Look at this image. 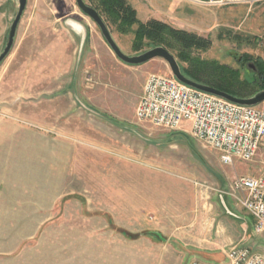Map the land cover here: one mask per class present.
I'll return each instance as SVG.
<instances>
[{"label":"rangeland","instance_id":"1","mask_svg":"<svg viewBox=\"0 0 264 264\" xmlns=\"http://www.w3.org/2000/svg\"><path fill=\"white\" fill-rule=\"evenodd\" d=\"M127 1L142 22L209 39L192 56L240 79L253 76L240 56L264 59V2ZM17 5L0 0V53ZM21 17L0 63V264H226L230 246H207L244 223L243 246L264 251V232L230 196L222 202L235 176L264 174V151L227 166L187 132L137 122L139 84L171 75L167 64L119 61L75 0H27ZM108 29L126 55L149 50L135 53L131 33Z\"/></svg>","mask_w":264,"mask_h":264},{"label":"built area","instance_id":"2","mask_svg":"<svg viewBox=\"0 0 264 264\" xmlns=\"http://www.w3.org/2000/svg\"><path fill=\"white\" fill-rule=\"evenodd\" d=\"M193 5L224 7L256 5L264 0H182ZM264 48V41L261 43ZM134 116L137 122L187 132L218 153L223 165L251 162L264 151V109L243 106L194 89L172 74H149ZM228 196L253 220L254 231L264 232V174L235 176ZM226 264H264V251L232 246ZM191 264H207L193 261Z\"/></svg>","mask_w":264,"mask_h":264},{"label":"trees","instance_id":"3","mask_svg":"<svg viewBox=\"0 0 264 264\" xmlns=\"http://www.w3.org/2000/svg\"><path fill=\"white\" fill-rule=\"evenodd\" d=\"M88 2L97 10L108 27L112 26L120 34L133 35L132 49L135 53L162 46L176 58V61L186 65L180 67L184 76L231 96L247 98L259 90H264V59H253L247 54L240 56L237 61L242 67L250 61L257 69L251 81L240 79V73L235 69L221 65L215 60L192 56L194 52L208 50L211 46L209 39L174 28L156 19L142 22L127 0H88ZM241 91H245V94H241Z\"/></svg>","mask_w":264,"mask_h":264},{"label":"water","instance_id":"4","mask_svg":"<svg viewBox=\"0 0 264 264\" xmlns=\"http://www.w3.org/2000/svg\"><path fill=\"white\" fill-rule=\"evenodd\" d=\"M17 2H18L17 11L8 28L9 31H7V36H6V40L4 43V47L0 53V63L7 57V55L9 54L13 46V42L16 36L17 26L19 24L20 19L22 18L21 16L25 10L27 0H17ZM75 2H76L78 9L84 15H87V17L90 18L97 25L106 44L108 45L110 50L113 52L115 57L122 63L124 64L126 63V65L135 66V65L144 64L154 59H161L167 64L171 74L178 81L182 82L183 84H186L187 86L189 85L190 87L194 89H197L199 91H202L204 93H207L213 96L223 98L227 101L233 102L238 105L256 106L261 103H264V90H259L255 92L254 94H252V96L247 97V98H239V96L238 97L231 96L230 94L225 93L224 91H221L212 86L200 84L198 82L190 80L189 78H187L186 76L182 74L180 66L178 62L176 61V59L174 58V56L167 49H164V47L162 46H156V47L150 48L149 50H146L136 55H132V56L126 55L125 53L121 51V49L115 43L114 39H112L113 37L108 29V26L105 24L103 19L100 17L97 10L93 8L92 6L86 4L84 0H75ZM68 27L74 29V27L78 28L79 25L76 23H73V25L68 24ZM85 36L86 34H85V31L83 30L81 44H83V41L85 40ZM245 68L247 70L252 71L253 73L257 72V69L253 62H247L245 64ZM148 234L154 235L156 237L159 235L157 232H149Z\"/></svg>","mask_w":264,"mask_h":264},{"label":"crops","instance_id":"5","mask_svg":"<svg viewBox=\"0 0 264 264\" xmlns=\"http://www.w3.org/2000/svg\"><path fill=\"white\" fill-rule=\"evenodd\" d=\"M143 84L144 83H140L139 84V88H138V93H139V96H140V94L142 93V88H143ZM221 196V195H220ZM226 196H228L227 194H224V198H223V200H222V202H223V204L225 205V207H227V205L229 206V204L227 203V199H226ZM226 201V202H225ZM226 203H227V205H226ZM234 205H233V207L234 206H237V205H235V203H233ZM239 208V207H238ZM250 217V216H249ZM250 219H251V221H252V225H253V220H252V218L250 217ZM240 223V226H241V221L239 222ZM242 226H243V224H242ZM240 227V229L243 231V232H241L240 233V231L239 230H237V233L236 234H234L233 236H230L229 237V235H228V232L227 231H224V229H222V232H221V238H219V239H216L215 240V242H213L211 245H209V246H207L209 249L208 250H211L212 251V253L211 254H217V253H220V252H222L223 253V248H224V246L225 245H228V247L230 246V247H232V246H234V245H240V246H243V244L244 243H246L247 242V237H246V228H247V226H246V223H244V226H245V230L244 229H242L243 227ZM226 234H227V236H226ZM147 236H149V238L151 237V236H153V235H147ZM152 239V238H151ZM155 240V239H154ZM242 243V244H241ZM255 252H258V251H255Z\"/></svg>","mask_w":264,"mask_h":264},{"label":"bare ground","instance_id":"6","mask_svg":"<svg viewBox=\"0 0 264 264\" xmlns=\"http://www.w3.org/2000/svg\"><path fill=\"white\" fill-rule=\"evenodd\" d=\"M73 24V23H72ZM77 29V28H76Z\"/></svg>","mask_w":264,"mask_h":264}]
</instances>
